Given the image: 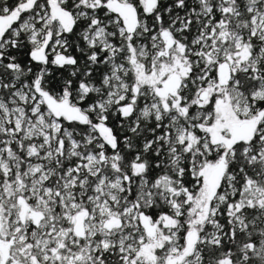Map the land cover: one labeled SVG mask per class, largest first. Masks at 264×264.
<instances>
[{
    "label": "snow or ice",
    "instance_id": "1",
    "mask_svg": "<svg viewBox=\"0 0 264 264\" xmlns=\"http://www.w3.org/2000/svg\"><path fill=\"white\" fill-rule=\"evenodd\" d=\"M0 264H264V0H0Z\"/></svg>",
    "mask_w": 264,
    "mask_h": 264
}]
</instances>
